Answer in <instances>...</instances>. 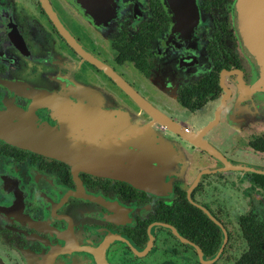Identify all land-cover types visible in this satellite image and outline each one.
Instances as JSON below:
<instances>
[{
    "label": "flooded vegetation",
    "instance_id": "1",
    "mask_svg": "<svg viewBox=\"0 0 264 264\" xmlns=\"http://www.w3.org/2000/svg\"><path fill=\"white\" fill-rule=\"evenodd\" d=\"M237 2L0 0L4 264H264V87ZM92 103L151 122L190 166L151 191L5 135L91 121Z\"/></svg>",
    "mask_w": 264,
    "mask_h": 264
},
{
    "label": "water",
    "instance_id": "2",
    "mask_svg": "<svg viewBox=\"0 0 264 264\" xmlns=\"http://www.w3.org/2000/svg\"><path fill=\"white\" fill-rule=\"evenodd\" d=\"M236 15L243 43L256 64L254 86L264 87V1L238 0ZM63 109L62 114L72 117V108ZM76 109L81 110L78 115H91V121L72 118L58 131L32 127L28 131L35 135L23 136L21 129L5 135L9 141L47 151L73 169L122 179L151 191L167 187V178L156 175L155 169L180 171L176 165L181 158L178 146L126 107L108 103L106 108L103 103H92ZM166 126L181 132L169 122ZM0 264H4L1 259Z\"/></svg>",
    "mask_w": 264,
    "mask_h": 264
},
{
    "label": "rangeland",
    "instance_id": "3",
    "mask_svg": "<svg viewBox=\"0 0 264 264\" xmlns=\"http://www.w3.org/2000/svg\"><path fill=\"white\" fill-rule=\"evenodd\" d=\"M129 110V109H128ZM128 113H129V111H127ZM202 121V120H201ZM200 123V122H199ZM180 155H181V158H179L178 160H177V162H176V165H179V169H180V172L181 171H183V170H185L186 168H187V166H190V162L180 153ZM153 171V170H152ZM156 175H160V177L162 176V177H166L167 178V180H169L170 179V173H172V170H170V172H169V169L168 170H166V171H161V170H156L155 169V171H153ZM176 172V171H175ZM163 173H164V175H163Z\"/></svg>",
    "mask_w": 264,
    "mask_h": 264
}]
</instances>
